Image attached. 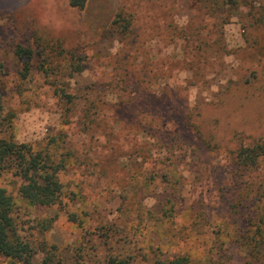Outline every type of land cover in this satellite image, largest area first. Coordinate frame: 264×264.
Returning a JSON list of instances; mask_svg holds the SVG:
<instances>
[{
    "label": "rangeland",
    "instance_id": "obj_1",
    "mask_svg": "<svg viewBox=\"0 0 264 264\" xmlns=\"http://www.w3.org/2000/svg\"><path fill=\"white\" fill-rule=\"evenodd\" d=\"M263 17L264 0H0V90L16 139L63 161L50 206H30L19 178L0 173L34 264L42 243L67 264H256L246 204L260 194L264 211V154L252 171L234 154L264 144Z\"/></svg>",
    "mask_w": 264,
    "mask_h": 264
},
{
    "label": "trees",
    "instance_id": "obj_2",
    "mask_svg": "<svg viewBox=\"0 0 264 264\" xmlns=\"http://www.w3.org/2000/svg\"><path fill=\"white\" fill-rule=\"evenodd\" d=\"M69 4L77 9H83L87 0H68ZM264 19V17H263ZM15 54L20 57H29L30 50L18 47ZM29 69H23L22 75L26 77ZM67 98L69 94H65ZM60 98V100H64ZM68 102V100L66 101ZM65 103V102H64ZM14 113L5 107L3 95L0 90V173L11 170L19 178L18 193L30 206H50L59 203L62 195V183L59 173L63 161L56 157L55 150H35L29 143L17 141L13 127ZM264 154V144L240 145L234 154V162L238 170H255L259 158ZM65 166V165H64ZM261 195L250 200L247 206L256 208L253 218L255 226L252 234L246 237L249 255L255 258L256 264H264V256L260 259L254 250L264 243V211L257 210L260 206ZM17 205L13 197L0 186V256L5 259L4 264H34V249L29 241L19 232L18 221L15 216ZM259 211V212H258ZM71 220H75L70 215ZM52 219L39 224V230L45 231L51 227ZM253 244V245H251ZM39 264H67L62 257L56 255L42 243ZM72 264H145L131 261L128 257L119 254H109L96 262L83 257L75 258ZM154 264H198L189 255L175 254L166 259L157 260Z\"/></svg>",
    "mask_w": 264,
    "mask_h": 264
}]
</instances>
